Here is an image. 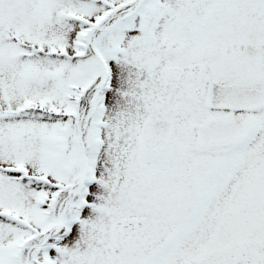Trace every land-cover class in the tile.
<instances>
[{"label":"snow or ice","instance_id":"obj_1","mask_svg":"<svg viewBox=\"0 0 264 264\" xmlns=\"http://www.w3.org/2000/svg\"><path fill=\"white\" fill-rule=\"evenodd\" d=\"M0 264H264V0H0Z\"/></svg>","mask_w":264,"mask_h":264}]
</instances>
